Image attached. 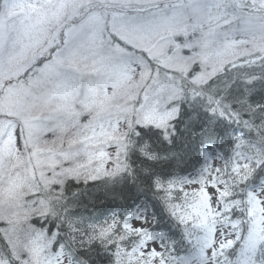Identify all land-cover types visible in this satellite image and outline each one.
Here are the masks:
<instances>
[{
    "label": "rangeland",
    "instance_id": "374dc122",
    "mask_svg": "<svg viewBox=\"0 0 264 264\" xmlns=\"http://www.w3.org/2000/svg\"><path fill=\"white\" fill-rule=\"evenodd\" d=\"M2 1L8 10L1 19L19 27L25 12L21 0ZM161 1L169 0H133V5ZM69 2L81 12L104 11L109 5L111 11L119 10L122 0ZM161 11L164 15L150 30L131 40V47L125 44L123 51L113 45L111 52L68 58L47 47L0 64V80L34 59L43 64L34 91L10 87L0 95V234L6 249L0 248V264H75L61 247H53L52 235L28 222L44 204L38 194L66 176L86 179L122 167L125 131L132 124L166 126L179 90L173 76L192 62L206 66L195 77L198 82L223 63L264 49V0H179L156 13ZM190 30L196 33L193 37L190 32L185 42L174 41L176 34ZM184 47L196 55L182 54ZM15 115L22 124L32 125H21L11 118ZM219 194V188L206 185L198 204L205 223L220 209ZM142 214L138 211L131 220L140 221ZM206 227L203 254L192 264H213V251L236 237L231 224ZM248 232L237 264H253V250L264 235V179L252 197ZM147 248L159 250L155 240Z\"/></svg>",
    "mask_w": 264,
    "mask_h": 264
},
{
    "label": "trees",
    "instance_id": "16d2710c",
    "mask_svg": "<svg viewBox=\"0 0 264 264\" xmlns=\"http://www.w3.org/2000/svg\"><path fill=\"white\" fill-rule=\"evenodd\" d=\"M177 1L133 6L149 15L168 10ZM7 10L0 0V19ZM190 32L192 37L196 34L178 33L174 41L183 42ZM181 53L196 55L186 47ZM42 65L34 59L7 74L0 80V95L10 87L34 91ZM204 65L194 61L173 76L179 90L170 103L175 112L165 127L132 124L125 131L122 167L86 179L66 176L38 194L44 204L28 222L46 229L53 247H61L70 261L148 264L149 236L159 233L164 239L156 235L157 251L192 256L193 261L201 257L204 225L228 223L236 237L213 251V264L238 263L250 237L252 197L264 179V49L227 61L196 82ZM206 185L219 188L220 209L205 223L198 204ZM138 211L142 219L133 222ZM3 242L0 234V248L6 251ZM252 256L253 264H264V235ZM152 264H159V259Z\"/></svg>",
    "mask_w": 264,
    "mask_h": 264
},
{
    "label": "snow or ice",
    "instance_id": "6c2138e0",
    "mask_svg": "<svg viewBox=\"0 0 264 264\" xmlns=\"http://www.w3.org/2000/svg\"><path fill=\"white\" fill-rule=\"evenodd\" d=\"M21 4L25 12L19 27L9 26L0 19V64L5 59H26L29 52L47 47H54L68 58L111 52L113 45L115 50L123 51L125 44L131 47V40L143 36L164 15L163 11L142 15L134 8L133 0H122L119 10L111 11L109 5L104 11L85 8L81 12L80 6L69 0H21ZM156 235L164 239L163 233ZM156 235H150L149 240H154ZM199 251L202 255V250ZM150 256L148 264L157 258L159 264H192V256H165L156 248L151 249Z\"/></svg>",
    "mask_w": 264,
    "mask_h": 264
}]
</instances>
